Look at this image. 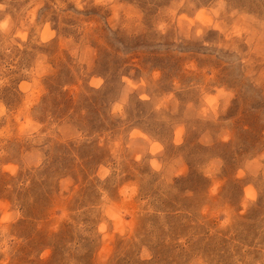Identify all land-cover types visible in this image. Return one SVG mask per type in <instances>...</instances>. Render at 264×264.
<instances>
[{
	"label": "rangeland",
	"instance_id": "obj_1",
	"mask_svg": "<svg viewBox=\"0 0 264 264\" xmlns=\"http://www.w3.org/2000/svg\"><path fill=\"white\" fill-rule=\"evenodd\" d=\"M0 264H264V0H0Z\"/></svg>",
	"mask_w": 264,
	"mask_h": 264
}]
</instances>
